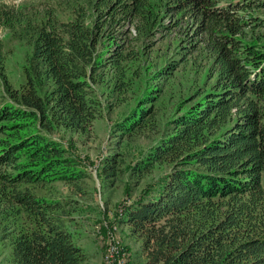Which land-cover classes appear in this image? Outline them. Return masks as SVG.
Here are the masks:
<instances>
[{
  "label": "trees",
  "instance_id": "trees-1",
  "mask_svg": "<svg viewBox=\"0 0 264 264\" xmlns=\"http://www.w3.org/2000/svg\"><path fill=\"white\" fill-rule=\"evenodd\" d=\"M254 5L264 0H0V28L31 46L16 87L3 72L0 38V240L10 245L12 264H88L66 223L67 200L48 191L54 180L86 171L51 133L91 129L99 115L97 71L112 68L124 90L140 59L136 42L167 25L158 23L162 10L196 20L216 78L131 165L137 176L156 162L169 168L152 194L125 205L120 221L140 241L144 264H264V49L239 39ZM59 8L70 16L60 18ZM174 64L154 70V78L169 76ZM162 89L161 80L148 85L114 122L120 135L156 127ZM115 161L108 157L106 174H115Z\"/></svg>",
  "mask_w": 264,
  "mask_h": 264
},
{
  "label": "rangeland",
  "instance_id": "rangeland-1",
  "mask_svg": "<svg viewBox=\"0 0 264 264\" xmlns=\"http://www.w3.org/2000/svg\"><path fill=\"white\" fill-rule=\"evenodd\" d=\"M1 1L20 5L37 4L44 0ZM246 14L250 24L245 27L240 41L256 43L264 49V24L260 25L264 20V5L249 7ZM58 16L67 18L70 11L59 8ZM160 22L167 25L155 27L136 42L141 46L140 59L133 62L134 68L127 72L124 90L117 86L118 81L115 84L112 68L104 67L97 71L92 93L99 102V115L91 129L81 132L58 126L51 133L86 171L83 178L54 180L51 182L52 189L48 191L67 200L66 207L70 213L66 223L75 241L85 249L88 264H109L111 240L120 264L145 263L140 241L120 218L124 215L126 204L154 192L169 167L166 162H156L148 171L137 176L131 165L158 140L169 117L178 109L186 108L190 99L196 98L198 91L209 87L216 78L213 61L206 48L205 33L198 29L196 20L182 13L175 16L162 10ZM129 29L128 36H134V27L130 25ZM0 38L5 57L3 72L7 80L17 87L25 81L23 67L31 46L14 38L5 27L0 28ZM168 61L175 63L171 74L165 78H154V70ZM3 79L0 73V99ZM158 80L163 82V89L154 101L156 127L151 128L145 123L132 133L120 135L114 128V122L134 108L140 94ZM112 154L116 159V172L108 175L103 168ZM0 264H12L11 247L1 240Z\"/></svg>",
  "mask_w": 264,
  "mask_h": 264
},
{
  "label": "built area",
  "instance_id": "built-area-1",
  "mask_svg": "<svg viewBox=\"0 0 264 264\" xmlns=\"http://www.w3.org/2000/svg\"><path fill=\"white\" fill-rule=\"evenodd\" d=\"M111 244H112V254L109 259V264H120L119 262L116 261V250L112 240H111Z\"/></svg>",
  "mask_w": 264,
  "mask_h": 264
},
{
  "label": "bare ground",
  "instance_id": "bare-ground-1",
  "mask_svg": "<svg viewBox=\"0 0 264 264\" xmlns=\"http://www.w3.org/2000/svg\"><path fill=\"white\" fill-rule=\"evenodd\" d=\"M112 242H113V241H112ZM113 244H114V243H113ZM117 253H118V252H117V250H116V261H117ZM117 262H118V261H117Z\"/></svg>",
  "mask_w": 264,
  "mask_h": 264
}]
</instances>
